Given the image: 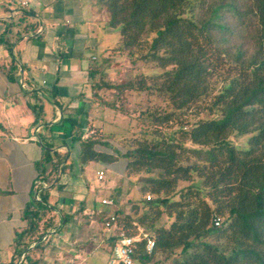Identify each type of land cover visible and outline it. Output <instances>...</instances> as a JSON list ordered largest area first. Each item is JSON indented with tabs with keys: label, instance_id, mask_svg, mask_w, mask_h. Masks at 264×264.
I'll return each instance as SVG.
<instances>
[{
	"label": "trees",
	"instance_id": "trees-1",
	"mask_svg": "<svg viewBox=\"0 0 264 264\" xmlns=\"http://www.w3.org/2000/svg\"><path fill=\"white\" fill-rule=\"evenodd\" d=\"M97 5L119 40L91 58L88 92L78 95L76 111L63 112L57 124L61 137L78 141L82 169L125 157L126 176L147 174L140 191L153 197L132 201L130 212L123 204L116 209L110 245L121 233L133 236L140 229L155 241L151 252L144 241L137 243L133 259L141 264L155 262L158 252H167L168 264H264V0H97ZM17 21L26 24V33L39 25ZM40 24L36 36L42 38ZM114 55L158 69L108 83L103 76ZM103 88L116 89L112 99L101 95ZM125 91L146 95L136 115L117 104ZM97 108L138 124L124 152L97 147H107L113 136L93 128ZM43 202L44 196L37 203ZM30 213L28 207L21 211L27 223ZM108 213L103 211V222ZM217 216L220 226L214 225ZM21 239L17 235L15 243Z\"/></svg>",
	"mask_w": 264,
	"mask_h": 264
},
{
	"label": "crops",
	"instance_id": "crops-1",
	"mask_svg": "<svg viewBox=\"0 0 264 264\" xmlns=\"http://www.w3.org/2000/svg\"><path fill=\"white\" fill-rule=\"evenodd\" d=\"M104 18L97 0H0V264H108L115 229L105 227L102 213L114 214L123 203L108 208L82 186L60 180L77 153L74 141L56 150L68 154L65 163L41 164L49 161L44 146L62 136L60 116L75 112L78 95L89 90L95 56L84 49L102 51L114 33ZM18 19L37 22L35 33L24 32ZM42 196L47 203H37Z\"/></svg>",
	"mask_w": 264,
	"mask_h": 264
},
{
	"label": "rangeland",
	"instance_id": "rangeland-1",
	"mask_svg": "<svg viewBox=\"0 0 264 264\" xmlns=\"http://www.w3.org/2000/svg\"><path fill=\"white\" fill-rule=\"evenodd\" d=\"M103 12V16L107 17L108 14L104 9H101ZM103 19V17H101ZM106 18H104L105 20ZM107 20V19H106ZM119 32L114 31V33L108 37L107 40V47L111 48L116 45V42L119 40ZM104 50V49H103ZM101 49L98 48V53L103 52ZM84 54L88 57L91 55H95V50L93 48L84 49ZM108 55L104 53V56ZM109 64L105 68L103 79L105 82L119 84L121 82L127 81L132 76L144 72V73H156L157 67H155L151 63H144L141 60H138L136 64H133L128 58L124 55H114L109 59ZM116 92L115 88H103L101 90V95L105 99H112L113 93ZM121 102L118 101L121 107H126L127 111L131 114V116L136 115L141 108L147 104L146 95L144 92L141 93H130L129 91H125L123 99H120ZM32 103H36L32 101ZM163 102L162 104H164ZM32 104V105H33ZM38 109V108H37ZM191 114L194 113L193 109H190ZM95 119L93 120V128L98 131L100 128L101 133H111L113 136L106 139L109 143L107 147H100L97 145L98 148L103 149L109 153L115 154V150L117 149L121 152H124L130 145H132V141L135 139L134 132H138L139 126L134 121H131L127 116L113 111L112 109H104L103 112L98 110V108L93 112ZM190 114V115H191ZM194 118V117H191ZM134 124V125H133ZM133 125V126H132ZM130 127V128H129ZM59 131L61 132L60 128L58 127ZM93 129V130H94ZM174 129V127H170L169 130ZM92 131H87L84 135L91 134ZM68 141H70L68 143ZM73 140L69 137H61L56 138L52 145H45L44 156L48 157L49 161H42V166L46 168L49 166L50 168L55 164L62 165L65 161V157L67 159L68 154H60V152L56 151L60 145H64L65 147H69ZM73 143H78V141H74ZM49 146V148H48ZM54 148L55 150H52ZM79 145H77L76 149L72 150V153L78 152ZM77 153L70 157L67 161L66 169L64 172H61V179L69 183L70 185H80L84 188L86 196L91 195L94 198L95 203H102V198H111L116 200V203H123L125 205V210L127 209L128 212L131 211L132 201H138L143 198H147V196L153 197L149 192L142 193L140 188L142 186V182L144 177L147 176L146 173L140 172L138 174H132L129 177L125 175V165L127 159L125 157H120L112 163H104L99 165L96 162H89L87 166L83 169L81 168L80 163L78 162ZM51 160V161H50ZM57 160H60L57 162ZM57 162V163H56ZM101 167L104 171L103 179L97 178V168ZM58 170H56L57 173ZM195 180L198 181L197 178ZM132 183H134L132 185ZM188 182L181 183L186 184ZM73 189V187L71 188ZM74 191L78 192L77 188H74ZM40 194V192H39ZM89 201V200H87ZM113 207V206H109ZM165 219V217L163 218ZM180 249L174 250V255L179 253ZM167 252H158L155 256V262L151 261L149 264H168L169 261L165 259ZM134 264H141L139 262H134Z\"/></svg>",
	"mask_w": 264,
	"mask_h": 264
},
{
	"label": "built area",
	"instance_id": "built-area-1",
	"mask_svg": "<svg viewBox=\"0 0 264 264\" xmlns=\"http://www.w3.org/2000/svg\"><path fill=\"white\" fill-rule=\"evenodd\" d=\"M97 178L102 179L104 175L103 170H99L96 172ZM149 199L150 197L147 196ZM102 204L111 206L113 205V201L111 198H102L101 200ZM109 218L104 222V225L107 229L112 227V223L115 220V214L107 215ZM214 225L220 226L221 225V218L219 216L215 217L214 219ZM144 241V249L147 252H151L155 246L154 239L147 235L146 233L142 232L140 229H138V233L133 236H127L123 233H121L115 244L111 248L110 258L108 261V264H134L133 255L136 250V245L138 242ZM3 264H9L3 263Z\"/></svg>",
	"mask_w": 264,
	"mask_h": 264
}]
</instances>
